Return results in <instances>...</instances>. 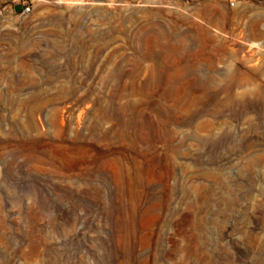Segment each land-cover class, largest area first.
<instances>
[{
    "label": "rangeland",
    "instance_id": "374dc122",
    "mask_svg": "<svg viewBox=\"0 0 264 264\" xmlns=\"http://www.w3.org/2000/svg\"><path fill=\"white\" fill-rule=\"evenodd\" d=\"M0 264H264V0H0Z\"/></svg>",
    "mask_w": 264,
    "mask_h": 264
},
{
    "label": "built area",
    "instance_id": "2783aa9c",
    "mask_svg": "<svg viewBox=\"0 0 264 264\" xmlns=\"http://www.w3.org/2000/svg\"><path fill=\"white\" fill-rule=\"evenodd\" d=\"M31 10V7L29 5L25 6L24 9H23V12L24 13H27Z\"/></svg>",
    "mask_w": 264,
    "mask_h": 264
},
{
    "label": "bare ground",
    "instance_id": "6f19581e",
    "mask_svg": "<svg viewBox=\"0 0 264 264\" xmlns=\"http://www.w3.org/2000/svg\"><path fill=\"white\" fill-rule=\"evenodd\" d=\"M240 82V81H239ZM239 82L238 81H236V84H239ZM235 85V84H234ZM231 88H233V84H232V87H229V89H231Z\"/></svg>",
    "mask_w": 264,
    "mask_h": 264
}]
</instances>
